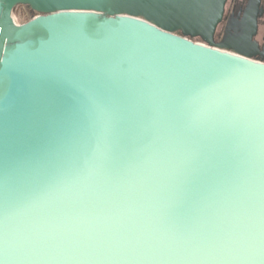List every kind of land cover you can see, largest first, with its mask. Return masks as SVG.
Listing matches in <instances>:
<instances>
[{
	"label": "water",
	"instance_id": "95a60500",
	"mask_svg": "<svg viewBox=\"0 0 264 264\" xmlns=\"http://www.w3.org/2000/svg\"><path fill=\"white\" fill-rule=\"evenodd\" d=\"M225 3L0 0V264H264L259 0L234 51Z\"/></svg>",
	"mask_w": 264,
	"mask_h": 264
},
{
	"label": "flooded vegetation",
	"instance_id": "af4514ba",
	"mask_svg": "<svg viewBox=\"0 0 264 264\" xmlns=\"http://www.w3.org/2000/svg\"><path fill=\"white\" fill-rule=\"evenodd\" d=\"M251 0H226L223 19L219 23L214 36L213 43L233 46L230 50H235L239 46V39L245 35L246 11L249 9ZM258 17L256 21V31L252 35L251 41L255 44L254 49L247 52L252 54V58L264 62V0H259ZM181 35L180 32L176 33ZM189 39L201 42L200 37H188Z\"/></svg>",
	"mask_w": 264,
	"mask_h": 264
},
{
	"label": "trees",
	"instance_id": "16d2710c",
	"mask_svg": "<svg viewBox=\"0 0 264 264\" xmlns=\"http://www.w3.org/2000/svg\"><path fill=\"white\" fill-rule=\"evenodd\" d=\"M15 16L17 17V20L20 24L26 23L30 21L34 16L37 14L33 12L29 7L27 6H18L15 8L14 11Z\"/></svg>",
	"mask_w": 264,
	"mask_h": 264
},
{
	"label": "built area",
	"instance_id": "2783aa9c",
	"mask_svg": "<svg viewBox=\"0 0 264 264\" xmlns=\"http://www.w3.org/2000/svg\"><path fill=\"white\" fill-rule=\"evenodd\" d=\"M13 21H14L15 23H17V24H20V23L18 22V20H17V17L14 15V13H13Z\"/></svg>",
	"mask_w": 264,
	"mask_h": 264
},
{
	"label": "rangeland",
	"instance_id": "374dc122",
	"mask_svg": "<svg viewBox=\"0 0 264 264\" xmlns=\"http://www.w3.org/2000/svg\"><path fill=\"white\" fill-rule=\"evenodd\" d=\"M15 15V14H14Z\"/></svg>",
	"mask_w": 264,
	"mask_h": 264
}]
</instances>
